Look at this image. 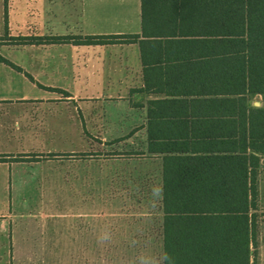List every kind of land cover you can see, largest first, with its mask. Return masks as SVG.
I'll list each match as a JSON object with an SVG mask.
<instances>
[{"label":"crops","instance_id":"crops-1","mask_svg":"<svg viewBox=\"0 0 264 264\" xmlns=\"http://www.w3.org/2000/svg\"><path fill=\"white\" fill-rule=\"evenodd\" d=\"M141 3L0 0V57L7 60L0 58V264H165V154L149 152V119L153 130L156 120L165 121L160 127L172 120L204 121L189 122L191 136L184 139L190 151H201L207 145L215 150L218 138L192 133L215 132L205 121L218 117L189 112L149 118V101L166 96L143 91L137 42L11 44L2 38L6 31L141 33ZM97 137L110 146L107 158H96ZM99 182L104 186L97 197ZM64 185H74L70 196ZM258 186V206L250 214L259 211L260 170ZM259 228L258 215V245H251L257 264Z\"/></svg>","mask_w":264,"mask_h":264},{"label":"trees","instance_id":"trees-1","mask_svg":"<svg viewBox=\"0 0 264 264\" xmlns=\"http://www.w3.org/2000/svg\"><path fill=\"white\" fill-rule=\"evenodd\" d=\"M141 2V33L11 36L6 31L2 38L11 44L139 43L143 91L166 96L149 101V118L189 112L218 117L205 121L215 132L192 133L218 138L215 150L207 145L201 151H190L184 139L191 136L189 122L204 121L172 120L160 127L165 121L156 120L153 130L149 119V152L165 154V264H257L251 245H258V215L249 211L258 206L264 106L251 105L250 98L264 96V0ZM7 25L6 7V30ZM206 176L219 182H190ZM199 192L207 196L198 197Z\"/></svg>","mask_w":264,"mask_h":264},{"label":"rangeland","instance_id":"rangeland-1","mask_svg":"<svg viewBox=\"0 0 264 264\" xmlns=\"http://www.w3.org/2000/svg\"><path fill=\"white\" fill-rule=\"evenodd\" d=\"M3 24V23H2ZM3 26V25H2ZM3 33V32H2ZM250 104L253 106H264V96L263 95H254L250 98ZM100 137H97L96 140V158L97 159H104L107 158L106 156V149H109L110 146H106L101 144ZM74 185H64V193L65 195H71L73 192ZM103 183L99 182L96 184V193L97 197L99 194L102 193ZM70 201H65V207H70ZM258 215L260 218V263L264 264V157L262 159V165L260 169V201H259V211ZM5 261H2V264Z\"/></svg>","mask_w":264,"mask_h":264}]
</instances>
